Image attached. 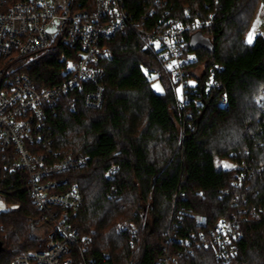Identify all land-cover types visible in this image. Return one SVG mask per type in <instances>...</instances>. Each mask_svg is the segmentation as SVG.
<instances>
[{
	"label": "trees",
	"instance_id": "1",
	"mask_svg": "<svg viewBox=\"0 0 264 264\" xmlns=\"http://www.w3.org/2000/svg\"><path fill=\"white\" fill-rule=\"evenodd\" d=\"M15 3L21 0H6ZM89 8L93 0H74ZM261 0H127L125 8L135 21L155 7V14L180 17L188 8L194 18L210 20L199 33L210 47L190 45L197 64L215 65L222 89L190 94L188 106L177 105L175 91L154 56L144 50L143 36L126 29L104 45L108 57L98 60L104 76V100L99 109H87L80 99L70 111L62 98L59 113L50 120L53 152L90 159L88 167L65 174L83 195L69 222L82 246L69 250L71 264H159L175 246L164 244V232L177 224L180 238L195 231L193 222H179L180 211L206 217L209 226L233 218L246 204H264V112L256 100L264 90V36L244 40ZM212 18H210V16ZM143 19V18H142ZM61 53L52 47L22 66L37 90L59 84L63 78ZM157 74L163 93L151 89L148 74ZM224 92L228 106L218 102ZM198 100L196 102L195 100ZM244 164L251 173L247 185L232 188V169H219L216 161ZM117 171L112 180L110 167ZM27 172L15 166L13 156L0 161V264L26 252L48 248L43 227L40 238L31 237L28 221L38 219L27 194ZM222 191H225L222 194ZM253 195V196H252ZM222 199L220 200V197ZM237 197V198H236ZM236 198V199H235ZM118 226L125 228L118 233ZM174 230V229H173ZM236 264H264V217L241 225ZM182 264H220L212 254L196 251Z\"/></svg>",
	"mask_w": 264,
	"mask_h": 264
},
{
	"label": "built area",
	"instance_id": "2",
	"mask_svg": "<svg viewBox=\"0 0 264 264\" xmlns=\"http://www.w3.org/2000/svg\"><path fill=\"white\" fill-rule=\"evenodd\" d=\"M126 1L93 0L85 8L74 0H21L11 4L0 0V161L13 156L15 166L27 172V194L39 214L32 222L45 225V236L50 239L46 250L16 255L10 264H71L70 248L86 243L77 237L69 222L70 215L80 208L83 195L65 174L88 167L90 159L71 153L59 158L53 152L50 120L57 116L60 102L67 95L72 112L79 99L87 109L101 107L104 72L97 62L109 55L106 40L126 29L140 33L144 50L154 56L170 84L180 92L175 96L182 109L188 106L190 94L222 89L214 76L215 65L205 70L203 81L201 65L189 69L197 64V58L187 48L186 36L210 26V20L194 18L187 7L180 17L173 18L168 13L155 14L152 7L143 19L135 21L125 8ZM164 3L165 0H153L157 7ZM260 4L264 7V0ZM57 46L70 53L69 57L65 53L59 57L63 78L59 84L37 90L22 66ZM198 68L199 74L195 72ZM147 77L157 79V74ZM256 102L264 112V90ZM218 104L228 106L224 92ZM230 169L236 172L232 188H245L251 176L249 169L238 163H232ZM116 171L115 166L110 167L106 179L112 180ZM243 202L245 206L236 216L223 218L212 226L200 214L180 211L176 219H190L195 231L180 238L175 232L177 224L173 223V228L163 234L164 244L175 248L160 257L159 264H182V259L193 257L199 250L211 253L220 264H236L243 236L241 225L264 217V204L259 208ZM124 231L118 226V233Z\"/></svg>",
	"mask_w": 264,
	"mask_h": 264
},
{
	"label": "rangeland",
	"instance_id": "3",
	"mask_svg": "<svg viewBox=\"0 0 264 264\" xmlns=\"http://www.w3.org/2000/svg\"><path fill=\"white\" fill-rule=\"evenodd\" d=\"M253 31L264 36V7L261 5L258 7L248 31H246L247 33L245 34V37H244V40H246V42H247V38L251 37L250 35L253 33ZM190 45L192 47H196V46L210 47L211 41L208 38H206L205 36H203L201 33L196 32V33H193L191 35ZM200 70H201V68H198L195 72L197 74H199ZM169 83H171V81H169ZM189 83L192 84V82H189ZM150 86H151L152 91L155 92L156 94L163 93V85L159 80L152 79ZM171 87H172L173 91H176L175 93H177V96H179L180 92L177 89H174L173 84H171ZM216 167L219 169H221V168L230 169L232 167V163L228 160L216 161ZM5 209H6V205L3 202V200L0 199V211H4ZM32 220L33 219H30L28 221V225L30 227V235H31V237H34V238L35 237L40 238L42 235V232L41 231H39V232L35 231V229L39 228V227L43 228L46 226L43 224L39 225V226L34 225ZM26 253H22V254H26ZM17 255H21V254L18 253Z\"/></svg>",
	"mask_w": 264,
	"mask_h": 264
},
{
	"label": "crops",
	"instance_id": "4",
	"mask_svg": "<svg viewBox=\"0 0 264 264\" xmlns=\"http://www.w3.org/2000/svg\"><path fill=\"white\" fill-rule=\"evenodd\" d=\"M253 21V20H252ZM258 35H260L259 33H257V32H255V31H253V33L250 35L251 37H248L247 38V43H249V39L251 38V43L255 40V38L258 36ZM246 41V40H245ZM251 43H249V44H251ZM41 229H43V228H36L35 229V231H40ZM42 236V235H41Z\"/></svg>",
	"mask_w": 264,
	"mask_h": 264
},
{
	"label": "water",
	"instance_id": "5",
	"mask_svg": "<svg viewBox=\"0 0 264 264\" xmlns=\"http://www.w3.org/2000/svg\"><path fill=\"white\" fill-rule=\"evenodd\" d=\"M2 249V243L0 242V250Z\"/></svg>",
	"mask_w": 264,
	"mask_h": 264
},
{
	"label": "snow or ice",
	"instance_id": "6",
	"mask_svg": "<svg viewBox=\"0 0 264 264\" xmlns=\"http://www.w3.org/2000/svg\"><path fill=\"white\" fill-rule=\"evenodd\" d=\"M249 43H251V38L249 39Z\"/></svg>",
	"mask_w": 264,
	"mask_h": 264
}]
</instances>
